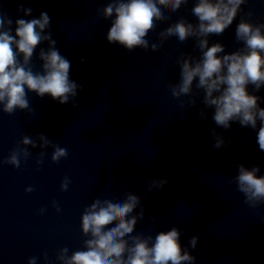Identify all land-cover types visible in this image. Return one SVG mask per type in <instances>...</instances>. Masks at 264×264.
Segmentation results:
<instances>
[{"label":"water","instance_id":"water-1","mask_svg":"<svg viewBox=\"0 0 264 264\" xmlns=\"http://www.w3.org/2000/svg\"><path fill=\"white\" fill-rule=\"evenodd\" d=\"M110 0H0V8L13 20L50 19L56 48L71 64L69 78L82 86L74 104H60L50 95L28 91L32 113L0 111V161L8 158L23 136L43 133L68 155L58 163L53 149H44L37 164L39 147L28 146L31 155L19 168L0 163V264H60L59 250H82L81 216L94 199L122 200L131 193L144 210L133 235L153 238L173 227L181 232L182 249L196 257L194 264H264V204L250 208L232 180L238 166H259L264 176V151L259 149L256 129L231 122L224 129L212 119L214 108H205L203 92L195 106L182 108L168 85L179 80L181 53L199 57L195 40L165 41L158 51L109 44L111 21L98 10ZM189 0L166 22L149 32L146 39L158 43L159 33L181 17L196 23ZM244 12L253 11V21L264 23V0H249ZM21 8H31L25 16ZM167 16V12H165ZM243 15V12L241 13ZM240 16L221 36L209 42L225 45L226 53L242 47L235 39ZM40 44L33 55V70L41 69ZM195 87V82H194ZM27 91V89H26ZM264 108V86L254 92ZM2 108V105H0ZM204 109L206 118L200 115ZM215 130L224 146L214 147ZM39 169V170H38ZM71 181L61 191L64 177ZM167 179L162 188L149 190L152 180ZM32 188L31 192L26 191ZM59 207L57 212L53 202ZM41 209H45L43 213ZM111 226H114L111 225ZM198 237L191 248V237ZM47 253V261L44 254Z\"/></svg>","mask_w":264,"mask_h":264},{"label":"clouds","instance_id":"clouds-1","mask_svg":"<svg viewBox=\"0 0 264 264\" xmlns=\"http://www.w3.org/2000/svg\"><path fill=\"white\" fill-rule=\"evenodd\" d=\"M249 0H195L191 9L196 23L184 17L169 25L159 33L158 43H150L146 37L158 27V22H166L189 0H110L98 10L103 19L111 21L106 39L109 44H119L129 52L139 48L156 52L160 46L172 37L179 42L189 38L195 40L199 57L181 53L177 60L180 66L179 80L168 85L171 95L180 99L183 108L195 106L196 96L203 92L205 108H214L212 119L224 129L237 121L242 127L256 129L259 149L264 151V108L259 106L261 97L254 92L264 86V23L253 21V11L244 12L243 5ZM25 16L32 13L31 8H21ZM167 12V16L165 15ZM243 12V15L241 13ZM240 16L235 28V39L242 47L226 53L225 45L220 42H209L210 36H221ZM50 17L41 12L39 18L15 20V35L12 34L13 20L0 8V111L12 115L17 110H34L30 106L27 92H35L43 97L50 95L60 104L74 101L77 90L82 86L70 80L71 64L56 48L52 39ZM48 48H41L38 59L42 61L39 71L33 70L32 58L36 48L44 43ZM195 82V87H194ZM27 89V91H26ZM200 115L206 118L204 109ZM215 137L214 147L224 146L223 138ZM39 147L37 164L43 163L46 155L44 149H53L51 160L58 163L68 155L66 148L60 147L43 133L35 138L23 136L8 158L0 163L10 164L15 168L26 160L31 152L28 149ZM39 170V169H38ZM259 166L246 168L238 166V175L232 178L237 191L243 194L244 203L250 208L264 204V176H257ZM71 181L66 176L61 183V191H67ZM167 179L152 180L153 187L162 188ZM30 187L26 191L31 192ZM140 197L128 193L120 201L96 198L87 206L81 216V233L86 239L82 250L73 251L63 247L56 257L60 264H194L196 257L182 249L181 232L173 227L167 232L152 235L137 233L133 235L136 225L144 218V210L133 214L140 206ZM53 207L60 209L53 202ZM45 209H41L43 213ZM114 226H111L113 225ZM198 237H191V248L197 246ZM47 261V253L44 254ZM28 264H37L36 257L29 259Z\"/></svg>","mask_w":264,"mask_h":264}]
</instances>
